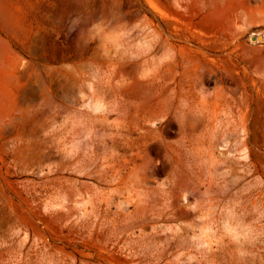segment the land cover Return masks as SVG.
<instances>
[{
	"label": "rangeland",
	"instance_id": "obj_1",
	"mask_svg": "<svg viewBox=\"0 0 264 264\" xmlns=\"http://www.w3.org/2000/svg\"><path fill=\"white\" fill-rule=\"evenodd\" d=\"M0 264H264V0H0Z\"/></svg>",
	"mask_w": 264,
	"mask_h": 264
},
{
	"label": "bare ground",
	"instance_id": "obj_2",
	"mask_svg": "<svg viewBox=\"0 0 264 264\" xmlns=\"http://www.w3.org/2000/svg\"><path fill=\"white\" fill-rule=\"evenodd\" d=\"M259 1H261V0H259ZM138 127H139V129H141V126L138 125ZM130 132H131V129L129 128L128 133H130ZM141 134H144V132L142 131ZM134 162H135V160H133V159L130 160V163L134 164Z\"/></svg>",
	"mask_w": 264,
	"mask_h": 264
}]
</instances>
